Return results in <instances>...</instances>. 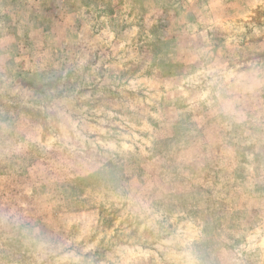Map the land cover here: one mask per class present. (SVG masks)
Segmentation results:
<instances>
[{
	"label": "rangeland",
	"instance_id": "rangeland-1",
	"mask_svg": "<svg viewBox=\"0 0 264 264\" xmlns=\"http://www.w3.org/2000/svg\"><path fill=\"white\" fill-rule=\"evenodd\" d=\"M0 264H264V0H0Z\"/></svg>",
	"mask_w": 264,
	"mask_h": 264
}]
</instances>
